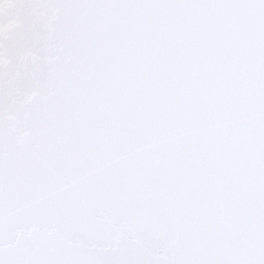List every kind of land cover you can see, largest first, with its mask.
Segmentation results:
<instances>
[{"label":"snow or ice","instance_id":"obj_1","mask_svg":"<svg viewBox=\"0 0 264 264\" xmlns=\"http://www.w3.org/2000/svg\"><path fill=\"white\" fill-rule=\"evenodd\" d=\"M0 264H264V0H0Z\"/></svg>","mask_w":264,"mask_h":264}]
</instances>
